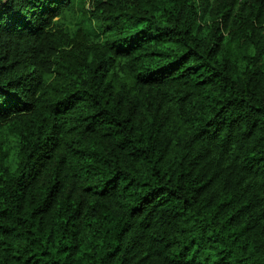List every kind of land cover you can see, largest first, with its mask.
<instances>
[{"label": "trees", "instance_id": "obj_1", "mask_svg": "<svg viewBox=\"0 0 264 264\" xmlns=\"http://www.w3.org/2000/svg\"><path fill=\"white\" fill-rule=\"evenodd\" d=\"M0 264H264V0H0Z\"/></svg>", "mask_w": 264, "mask_h": 264}]
</instances>
